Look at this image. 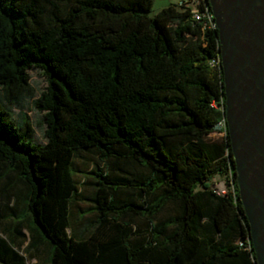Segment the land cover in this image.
I'll return each instance as SVG.
<instances>
[{
	"label": "trees",
	"instance_id": "obj_1",
	"mask_svg": "<svg viewBox=\"0 0 264 264\" xmlns=\"http://www.w3.org/2000/svg\"><path fill=\"white\" fill-rule=\"evenodd\" d=\"M153 1L0 0V176L44 264H257L229 131L209 140L225 119L218 30L178 5L151 17ZM31 71L47 82L43 145L13 115L35 97ZM91 151L103 165L81 181ZM229 171L235 198L212 190Z\"/></svg>",
	"mask_w": 264,
	"mask_h": 264
},
{
	"label": "water",
	"instance_id": "obj_2",
	"mask_svg": "<svg viewBox=\"0 0 264 264\" xmlns=\"http://www.w3.org/2000/svg\"><path fill=\"white\" fill-rule=\"evenodd\" d=\"M217 23L225 118L257 264H264V0H207Z\"/></svg>",
	"mask_w": 264,
	"mask_h": 264
},
{
	"label": "rangeland",
	"instance_id": "obj_3",
	"mask_svg": "<svg viewBox=\"0 0 264 264\" xmlns=\"http://www.w3.org/2000/svg\"><path fill=\"white\" fill-rule=\"evenodd\" d=\"M177 4L178 0H154L152 12L149 15L154 17L164 9L169 8L171 5ZM30 74L35 97L28 99L23 104V107L14 108L13 115L14 118L19 121L20 113L27 114L34 125V144L43 145L45 143V126L43 124V117L41 114L36 112L34 104L41 93L45 90L47 82L38 71H31ZM209 140L224 143L225 136L220 133H214L209 136ZM99 164L101 166L103 165L95 151L81 153L78 155L75 159V166L79 171V173H77V175H79V180L83 181V176H86V174L92 170L94 165ZM122 168L124 171L130 170L125 166H122ZM9 175H11V173L8 170L6 174L4 173L0 176V189L5 183H7ZM89 177L94 178V176ZM214 181L224 182L225 178L218 176L214 179ZM83 194L86 197H90L92 195V191L89 188H84ZM81 207L84 211L90 209V206L86 203H84ZM73 212L75 213L74 208ZM87 218L90 219L92 216L88 215ZM31 227L34 228L35 225L33 221L30 220V214L27 207L22 204L20 206L17 205L16 198L13 193H10L9 197H7L5 201H0V264H44L46 262L49 257L50 249L47 246H44L45 242H43V240L35 245V238H33ZM19 232L21 234H18ZM3 240L16 252V257H14L11 252L6 251L1 244V241Z\"/></svg>",
	"mask_w": 264,
	"mask_h": 264
},
{
	"label": "built area",
	"instance_id": "obj_4",
	"mask_svg": "<svg viewBox=\"0 0 264 264\" xmlns=\"http://www.w3.org/2000/svg\"><path fill=\"white\" fill-rule=\"evenodd\" d=\"M180 8L189 10L191 12L192 20L202 26L203 30H218L217 23L213 16L212 11L209 9V4L207 0H178L177 4ZM218 63L213 62L212 66H216ZM215 108L218 106L215 104ZM225 111V107L223 108ZM228 131V126L226 118L219 122L215 127V133H220L226 136ZM224 182H216L212 186V190L215 194L221 197L233 196L235 198L236 188L233 171L224 177Z\"/></svg>",
	"mask_w": 264,
	"mask_h": 264
},
{
	"label": "crops",
	"instance_id": "obj_5",
	"mask_svg": "<svg viewBox=\"0 0 264 264\" xmlns=\"http://www.w3.org/2000/svg\"><path fill=\"white\" fill-rule=\"evenodd\" d=\"M14 175V178H16L17 176L15 175V174H13ZM13 177V176H12ZM5 184H4V186L3 187H1V189H0V201L2 202V200H6L7 199V195H6V192H5ZM25 191V185L23 184V183H20V185H19V190H18V192H24ZM77 204L75 205V206H83V204H84V202H82V200L81 199H79L77 202H76ZM23 205V204H22ZM37 238L39 239V242H42L41 240V238H40V236L37 234Z\"/></svg>",
	"mask_w": 264,
	"mask_h": 264
}]
</instances>
